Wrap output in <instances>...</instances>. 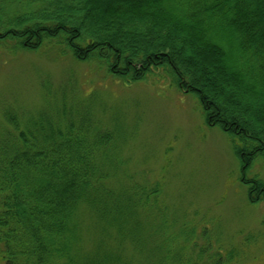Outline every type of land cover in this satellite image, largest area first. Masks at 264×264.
Wrapping results in <instances>:
<instances>
[{
  "label": "trees",
  "instance_id": "trees-1",
  "mask_svg": "<svg viewBox=\"0 0 264 264\" xmlns=\"http://www.w3.org/2000/svg\"><path fill=\"white\" fill-rule=\"evenodd\" d=\"M44 47L94 62L123 84L153 75L194 95L206 124L229 136L248 200L264 203V182L246 176L264 160V0H0V48ZM63 106L24 123L4 114L1 264L242 257L237 248L215 249L205 228L169 221L159 182L109 179L123 162L115 131L86 110L65 115Z\"/></svg>",
  "mask_w": 264,
  "mask_h": 264
},
{
  "label": "rangeland",
  "instance_id": "rangeland-1",
  "mask_svg": "<svg viewBox=\"0 0 264 264\" xmlns=\"http://www.w3.org/2000/svg\"><path fill=\"white\" fill-rule=\"evenodd\" d=\"M62 106L69 116L89 111L115 131L123 162L109 179L159 182L169 221L196 233L205 228L215 249L242 250L231 264H264V203L248 200L229 136L206 124L194 95L153 75L123 84L94 62L51 47L0 48V129L6 110L24 123ZM246 176L264 182V160L256 158ZM248 235L253 242L246 244Z\"/></svg>",
  "mask_w": 264,
  "mask_h": 264
}]
</instances>
